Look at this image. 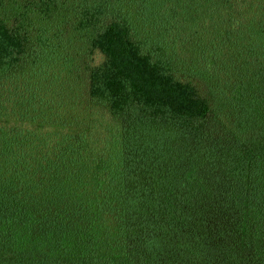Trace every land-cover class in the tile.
<instances>
[{
	"label": "trees",
	"instance_id": "16d2710c",
	"mask_svg": "<svg viewBox=\"0 0 264 264\" xmlns=\"http://www.w3.org/2000/svg\"><path fill=\"white\" fill-rule=\"evenodd\" d=\"M0 264H264V0H0Z\"/></svg>",
	"mask_w": 264,
	"mask_h": 264
}]
</instances>
